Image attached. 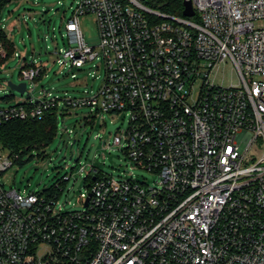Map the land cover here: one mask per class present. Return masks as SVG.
I'll return each mask as SVG.
<instances>
[{"label": "built area", "instance_id": "built-area-1", "mask_svg": "<svg viewBox=\"0 0 264 264\" xmlns=\"http://www.w3.org/2000/svg\"><path fill=\"white\" fill-rule=\"evenodd\" d=\"M185 1L192 17L145 0H71L57 62L70 72L97 61L101 85L76 97L31 90L0 107V126L51 109L125 114L128 129L106 145L131 171L81 167L86 190L73 211L59 203L67 176L52 194L0 182V264H264V0ZM89 13L97 47L79 26ZM26 64L22 82L34 83L43 66ZM227 64L224 87L214 79ZM18 159L0 148V176Z\"/></svg>", "mask_w": 264, "mask_h": 264}, {"label": "rangeland", "instance_id": "rangeland-1", "mask_svg": "<svg viewBox=\"0 0 264 264\" xmlns=\"http://www.w3.org/2000/svg\"><path fill=\"white\" fill-rule=\"evenodd\" d=\"M70 6L71 0H31L11 2L5 6L0 15V29L13 42L18 56L0 65L1 108L14 106L27 99V94L12 91L7 85L8 82H22L20 68L23 59L46 69L40 80L27 82V93L33 90V94L37 95L44 88L59 96L76 97L85 90L93 91L101 85L104 72L102 66L96 68L99 65L97 61L86 64L82 67L83 71L74 69L70 72L68 67L57 62L55 52L69 48L65 24L72 17L73 9ZM79 26L87 44L97 47L99 35L95 16L91 13L80 16ZM72 73L77 75V80L71 78ZM231 74V65L227 64L221 68L214 82L227 87ZM198 86L199 83L195 85L194 97ZM60 112L63 114V124L58 127L52 142L42 149L24 152L19 161L0 176V182L6 190L16 188L42 193L58 185L67 176L69 181L60 185L63 190L59 203H65L66 211H73L80 208V193L86 190L81 167L87 169L94 166L115 178H126L131 171V165L124 155L106 145L117 131L128 129L129 119L125 114L117 117L106 113L97 115L87 108ZM133 173L146 177L149 184L153 183V175L138 169H134Z\"/></svg>", "mask_w": 264, "mask_h": 264}, {"label": "trees", "instance_id": "trees-1", "mask_svg": "<svg viewBox=\"0 0 264 264\" xmlns=\"http://www.w3.org/2000/svg\"><path fill=\"white\" fill-rule=\"evenodd\" d=\"M7 4L6 0H0V15ZM145 4L151 8H159L166 13L182 16V0H145ZM0 47L5 51L4 57L0 54L1 65L16 53L13 42L1 29ZM31 67H34L33 63L25 65V68ZM45 72L46 69L42 67L40 75L35 79V82L40 80ZM60 122L63 124V114L58 109L49 110L40 121L13 120L7 122L0 126V148L7 154H17L19 158L24 152L42 149L52 142L57 134ZM47 192L52 194L57 191L53 187L44 193Z\"/></svg>", "mask_w": 264, "mask_h": 264}, {"label": "water", "instance_id": "water-1", "mask_svg": "<svg viewBox=\"0 0 264 264\" xmlns=\"http://www.w3.org/2000/svg\"><path fill=\"white\" fill-rule=\"evenodd\" d=\"M182 14L185 17H192L194 15V11L192 9V6H191L190 2H188V1L183 2V12H182ZM7 85L9 87V89L12 90V91H16V92H18V93H20L22 95H24V94L28 95L27 90H26V88H27L26 82H21L19 84H13L12 82H8ZM61 125H62V123L60 122L59 126H61ZM74 143L75 142H73L70 145V149H72ZM70 159H71V157H70Z\"/></svg>", "mask_w": 264, "mask_h": 264}]
</instances>
